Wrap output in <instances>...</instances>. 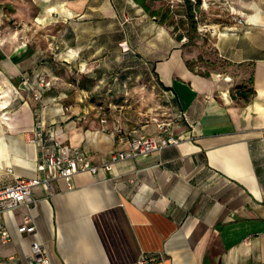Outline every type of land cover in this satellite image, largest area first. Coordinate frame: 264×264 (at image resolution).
<instances>
[{
    "label": "crops",
    "instance_id": "0c3cea01",
    "mask_svg": "<svg viewBox=\"0 0 264 264\" xmlns=\"http://www.w3.org/2000/svg\"><path fill=\"white\" fill-rule=\"evenodd\" d=\"M107 2L102 18H117L114 0ZM64 3L71 16L90 7L89 0ZM236 3L247 24L215 40L221 63L210 74L190 69L181 45L162 43L149 56L151 77L174 99L179 145L117 163L111 172L78 174L71 187L59 179L53 191L34 190L38 238L52 264H137L145 256L155 257L153 264H264V0ZM5 44L0 73L11 85L22 73L42 68L39 52L19 47L9 59ZM59 48L51 67L54 88L44 96L47 129L59 142L82 147L101 164L133 138L161 135L156 125L107 107L115 98L103 81L91 91L74 84L72 91L56 72L61 61L68 68L71 57ZM241 85L255 91L249 101L237 95ZM18 93L20 106L8 114L2 111L15 90L0 87V137L6 143L0 187L39 174L40 149L28 142L39 105ZM22 212L0 215L11 237L0 249V264L24 262L32 254L34 236L19 232Z\"/></svg>",
    "mask_w": 264,
    "mask_h": 264
},
{
    "label": "rangeland",
    "instance_id": "374dc122",
    "mask_svg": "<svg viewBox=\"0 0 264 264\" xmlns=\"http://www.w3.org/2000/svg\"><path fill=\"white\" fill-rule=\"evenodd\" d=\"M191 1L196 7L197 31L192 29L186 16V0L153 1L152 9L168 13L164 22H161L162 16L153 17L137 7L134 0H114L117 18H102L107 0H89L90 7L83 16L73 15L66 19L59 18L58 13L47 14L49 7L62 2V8H67L66 0H0L3 17L0 29L6 38L3 49L9 59L19 47H27L34 54L39 52L38 57L35 55L42 67L38 72L54 80L51 67L56 59L53 53L59 45V53L69 52L71 57H66L70 61L69 67L61 66L60 63H64L61 61L56 72L71 84L72 91L78 86L91 91L96 83L103 81L101 87H113L108 95L115 98L107 107L122 108L143 125H156L158 129L161 124L178 117L174 99L168 97L151 77L148 59L153 49L162 43L169 47L181 45L190 66L208 75L212 67L221 63L215 58V40L230 33L231 29L241 27L236 17L246 19L240 12H233L232 7L241 10L236 0H201L199 5L197 0ZM65 30L67 34L59 39L57 35ZM180 34L183 39L178 41ZM13 81L15 87L0 73V87L10 85L15 90L8 107L2 111L8 114L20 106L18 92L34 103L22 85V75ZM44 106L46 108L45 102Z\"/></svg>",
    "mask_w": 264,
    "mask_h": 264
},
{
    "label": "built area",
    "instance_id": "2783aa9c",
    "mask_svg": "<svg viewBox=\"0 0 264 264\" xmlns=\"http://www.w3.org/2000/svg\"><path fill=\"white\" fill-rule=\"evenodd\" d=\"M235 20L240 26L247 24V20L243 17H236ZM2 23L3 17L0 15V26ZM5 42L6 38L0 29V45ZM22 79V85L30 94V98L39 105L36 107L34 130L28 137V142L40 149L37 167L39 174L35 177H16L12 183L0 187V215L22 210V223L19 232L34 236L31 243V256L24 262L13 260L9 264H52L44 243L38 238L34 219L38 201L34 198V190L39 186H45L53 191V183L59 179L71 187L72 180L78 174L96 175L100 171L111 172L117 163L160 153L169 146H177L181 143L180 137L175 134L178 119L161 124L158 127L161 135L158 137L140 135L129 141L127 149L114 151L107 161L95 164L82 147L63 145L57 140L55 133L47 129L44 96L45 93L53 90L54 80L49 79L43 72H24ZM102 122L106 123L107 120L103 119ZM10 239L9 232L0 221V249L8 244ZM155 260V257L145 256L137 264H153Z\"/></svg>",
    "mask_w": 264,
    "mask_h": 264
},
{
    "label": "trees",
    "instance_id": "16d2710c",
    "mask_svg": "<svg viewBox=\"0 0 264 264\" xmlns=\"http://www.w3.org/2000/svg\"><path fill=\"white\" fill-rule=\"evenodd\" d=\"M136 2V4L139 5V7L143 8L144 11L148 14H150L153 17H158L159 15L162 16L161 22H164L165 19L168 17V13H162L160 10H154L152 9V2L155 0H134ZM198 3L197 5L200 4L201 0H197ZM196 7L194 5V3L191 0H186V16L190 19L191 21V27L194 31H197V27H198V22L195 20V10ZM172 24V23H170ZM183 39V34H180L177 36V40L181 41ZM187 66L190 69H193L190 64L189 61H187ZM167 90H169L168 88H166ZM236 93L240 98H243L245 101H249L255 94V91L253 90V88L248 87V85H241L236 87Z\"/></svg>",
    "mask_w": 264,
    "mask_h": 264
},
{
    "label": "bare ground",
    "instance_id": "6f19581e",
    "mask_svg": "<svg viewBox=\"0 0 264 264\" xmlns=\"http://www.w3.org/2000/svg\"><path fill=\"white\" fill-rule=\"evenodd\" d=\"M232 10L234 11V12H240V11H238V10H236L234 7H232ZM52 12H54V13H58L59 14V18H61V17H63V18H65V17H67V16H71V12L69 11V10H67V9H63L62 8V4H58L57 6H55V7H52V8H49L48 10H47V14H50V13H52ZM243 16H245L242 12H240ZM246 17V16H245ZM54 21V20H53ZM57 21V20H56ZM37 22H38V20H37ZM49 25V24H48ZM12 87V86H11ZM0 154H2V153H4V147L6 146V143H5V141H4V139L3 138H1L0 137Z\"/></svg>",
    "mask_w": 264,
    "mask_h": 264
}]
</instances>
